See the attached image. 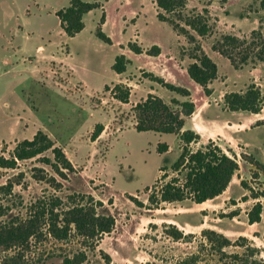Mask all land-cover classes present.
I'll list each match as a JSON object with an SVG mask.
<instances>
[{
    "label": "rangeland",
    "instance_id": "rangeland-1",
    "mask_svg": "<svg viewBox=\"0 0 264 264\" xmlns=\"http://www.w3.org/2000/svg\"><path fill=\"white\" fill-rule=\"evenodd\" d=\"M69 1L0 0V156L8 158L19 142L32 139L41 130L74 168V172L63 171L64 177L34 158L18 162L14 169L1 170L0 223L28 220L38 205L48 208L54 199L61 200L63 207L68 205L67 196L75 194L101 202L98 210L114 218V228L94 240L71 232L69 238L59 241L41 225V237L30 238L26 247L0 248V264H62L63 258L71 259L80 252L85 254L81 264H234L230 256L248 255L240 246L225 247L222 252L213 249L203 230H213L232 243L245 237L247 246L259 249L256 258L264 260V198H252V193L264 192V177L242 158L251 154L264 163V128L252 136L248 147L243 144L244 137L214 139L239 164L222 195L200 205L184 201L153 206L148 196L163 174L169 176L166 180L175 176L170 166L182 145L171 134L137 132L131 109L151 94V89L169 104L172 98L185 100L152 83L143 73H153L186 89L197 106L205 103L207 96L186 72L193 62L189 56L194 44L158 21L155 0H108L102 8L86 14L84 29L69 38L55 16ZM262 1L185 0V15L208 11L210 36L202 39L192 34L219 72L212 82L214 104L217 97L223 102L226 93L243 92L250 84L263 90L264 96L263 63L251 59L234 69L211 49L226 35L244 38L252 30H260L264 36ZM102 13L105 21L100 27L111 45L95 36ZM128 43H136L143 53L134 54ZM38 46L43 48L40 54L36 53ZM152 46L160 49L158 57L146 55ZM118 55L129 60L123 74L112 70ZM256 80L261 87L253 83ZM117 84L131 88L128 103H120L106 91ZM211 110L210 118L218 122L213 131L224 132V136L226 131L238 133L264 122V105L258 116L233 115L241 124L233 129L227 127L231 123L226 112L217 107ZM96 124L104 128L91 142ZM160 143L168 145L164 154L157 153ZM44 155L53 159L50 151ZM162 167L166 171H160ZM240 181L249 189L241 187ZM4 187L9 191L2 190ZM256 202L262 205L261 221L249 225L247 214ZM61 209L56 207L55 212ZM230 213L237 215L223 217ZM172 228L183 234L180 239L171 235Z\"/></svg>",
    "mask_w": 264,
    "mask_h": 264
},
{
    "label": "trees",
    "instance_id": "trees-1",
    "mask_svg": "<svg viewBox=\"0 0 264 264\" xmlns=\"http://www.w3.org/2000/svg\"><path fill=\"white\" fill-rule=\"evenodd\" d=\"M108 0H70L68 5L55 12L59 20V25L64 34L71 38L84 29L83 18L89 12L100 9ZM158 12L156 18L158 21L169 24L177 35L183 36L188 44H194L193 52L189 58L193 61L186 68L189 78L202 89L205 96H210L212 90L209 85L217 77V66L203 52L202 47L197 43L194 35L199 38H206L211 34L209 18L206 17L207 10L202 13L185 15L183 13L185 0H155ZM261 9L264 11V0L261 2ZM105 16L102 13L98 29L95 32L97 39L105 44L111 45V40L106 36L101 27L104 24ZM194 33V35L192 34ZM249 38V40L247 39ZM127 47L136 55L143 53V50L136 43H128ZM212 51L225 57L234 69L246 65L249 60L254 59L264 64V36L260 30H252L244 38L226 35L211 46ZM146 55L158 57L160 49L152 46L147 50ZM129 60L124 55H118L114 59L112 70L116 74H123ZM144 77L152 83L165 88L171 93L185 98L179 101L175 98L170 100V104L179 107L174 110L169 103L163 99L148 94L145 99L133 105L131 111L134 115V129L137 132H154L157 134H171L178 138L182 147L170 169L175 176L170 177L163 174L158 180L157 185L153 186L156 191L148 196V201L153 206H159L162 203L174 204L184 201H190L193 204H203L222 195L228 188L233 177L239 170V164L235 157L229 155L212 140H207L196 149L191 146L201 141L200 135L191 129L182 130L184 121L195 111V105L189 100L190 93L182 87L175 86L166 82L162 77L153 73H143ZM110 91L113 98L120 103L126 104L129 101L131 88L125 84H117ZM264 105V96L260 89L254 84H250L243 92H230L223 96V108L231 113L259 114ZM258 121L256 125L263 124ZM104 126L96 124L90 135V141L98 139ZM50 151L53 159L44 154ZM168 151V145L160 143L157 146V153L164 154ZM37 158L44 165H49L64 176V172H74V168L66 158L60 147L41 130H38L32 139L19 142L11 155L6 158L0 156V171L14 169L18 162ZM245 161L255 167V169L264 177V163L253 158L250 154L243 155ZM160 171H166L165 167ZM65 177V176H64ZM240 186L249 189L246 182L240 181ZM6 192L8 187L2 188ZM150 188H145L149 191ZM132 197V196H130ZM252 198L259 200L264 198V192L252 193ZM136 202V198H131ZM68 205L61 207V200L54 199L48 208L42 203L38 205L31 218L25 221H12L0 223V248L3 251L14 247H26L27 242L32 237H41V225L47 226L48 234L56 240H66L71 236V232L82 237L85 240H94L98 237L109 234L114 228V218L109 214H104L98 210L102 207L101 202H95L90 196L69 195L67 196ZM246 201V198H243ZM62 208L55 212V208ZM237 214L230 213L228 216L233 218ZM262 205L256 202L247 214V223L249 225L258 224L261 221ZM171 235L180 239L182 233L172 228ZM202 235L207 242L220 252L225 247L240 246L249 251L246 257L238 255L230 256L234 264H264V260H258L256 255L259 249L247 246V238L240 237L234 243L221 234L213 230H203ZM264 239V233H263ZM85 260V254L80 252L73 258H63L62 264H81Z\"/></svg>",
    "mask_w": 264,
    "mask_h": 264
},
{
    "label": "crops",
    "instance_id": "crops-1",
    "mask_svg": "<svg viewBox=\"0 0 264 264\" xmlns=\"http://www.w3.org/2000/svg\"><path fill=\"white\" fill-rule=\"evenodd\" d=\"M41 52H43V48L41 46H38L36 48V53L37 54H40ZM155 58V57H154ZM219 72H217V75H218ZM248 73H254V72H248ZM253 83H255L257 86H260L261 87V84L256 80V81H253ZM209 89L212 90V93L210 96L206 97V101L204 104L200 105V106H197L195 105V111L194 113L185 119L184 121V126H183V129L182 130H188V129H191V130H194L196 131L200 137H201V140L205 139V140H212L214 141V139H227L226 141H229V139H234L236 137H238L239 139H242L243 137V144L245 147H248V145L251 143V138L252 136L257 133V131L259 132L260 129L264 128V124H260V125H253L251 127H247V129H243L241 130L240 132L238 133H232V132H229V131H226L228 132L227 133V136H224V132L223 133H219V132H214L213 129V125H217L218 122L213 119V118H210L211 115H212V107H217L219 108L222 112H226V117H227V120L228 122L231 123V126H229L227 124V127L229 128H232L237 126V127H241L240 123L239 122H235V117L236 116H233V115H236V114H239V113H231V112H227L224 108H223V102H222V97H217L219 98L218 99V103L217 104H214L213 101H214V94H215V90H213L214 88V83H211L209 86ZM261 93L263 92V90H260ZM151 94H154L155 95V92L153 89H151V91L149 92ZM263 94V93H262ZM177 99V98H175ZM181 102V100H179ZM222 103V104H221ZM252 116H258L260 115L259 114H250ZM225 117V118H226ZM229 117V118H228ZM224 119V117L222 118ZM232 119V120H230ZM221 122V120L219 121ZM226 137V138H225ZM250 140V141H249Z\"/></svg>",
    "mask_w": 264,
    "mask_h": 264
}]
</instances>
